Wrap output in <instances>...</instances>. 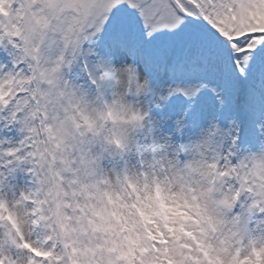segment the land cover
<instances>
[{"label":"snow or ice","instance_id":"1","mask_svg":"<svg viewBox=\"0 0 264 264\" xmlns=\"http://www.w3.org/2000/svg\"><path fill=\"white\" fill-rule=\"evenodd\" d=\"M0 5V264H79L58 223L67 197L52 199L67 177L80 191L133 176L191 190L226 214L206 243L223 238L238 260L264 250V0ZM121 54L127 63H116ZM77 67L84 85L69 78ZM142 68H166L173 80L157 90ZM205 93L219 109L231 101L228 129L217 116L197 140L156 137L153 106L178 100L182 132ZM241 111L259 129L256 151L239 148ZM164 247L153 242L136 264H163ZM90 264L127 262L105 251Z\"/></svg>","mask_w":264,"mask_h":264},{"label":"rangeland","instance_id":"2","mask_svg":"<svg viewBox=\"0 0 264 264\" xmlns=\"http://www.w3.org/2000/svg\"><path fill=\"white\" fill-rule=\"evenodd\" d=\"M3 10L0 5V12ZM128 61L129 58L121 54L116 63ZM142 71L149 76L155 89L163 87V70L142 68ZM69 78L79 85L86 81L78 67L72 70ZM165 78L170 81V77ZM181 112L178 100H172L160 109L153 106L151 114L159 121L156 137H170L175 143L178 131L174 120ZM217 116L219 119L215 123L228 129L233 116L231 101L219 109L214 97L205 93L196 103L195 115L186 118V127L182 131L186 143L200 138L210 127V118ZM246 118L244 123L238 114L241 125L239 148L241 151H256L261 139L259 129L250 125L247 115ZM242 133L246 134L244 139ZM6 134L16 136L14 131ZM227 147L225 144V151ZM136 161V156L129 158L130 164ZM65 179L69 188L62 189L59 197L54 194L52 199L56 202L67 197L62 200L58 223L62 226V234L75 245L72 253L78 257L79 264H90L93 257H99L105 251L127 264H136L149 252L153 242L165 245L163 264H264V250L255 251L254 258L238 260L236 255H231L223 238L218 244L206 243L224 225L226 214L219 208L210 209L191 190L178 192L171 186L164 188L160 184L152 187L144 179L137 180L133 176L127 185L109 184L102 189L93 187L89 191H80L71 187L75 182L73 177Z\"/></svg>","mask_w":264,"mask_h":264}]
</instances>
